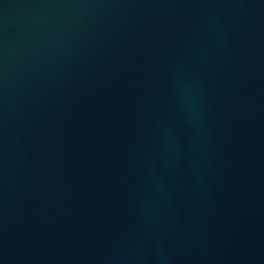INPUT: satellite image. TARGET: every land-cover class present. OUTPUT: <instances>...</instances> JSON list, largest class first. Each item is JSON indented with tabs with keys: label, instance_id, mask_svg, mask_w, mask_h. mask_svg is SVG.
Listing matches in <instances>:
<instances>
[{
	"label": "water",
	"instance_id": "water-1",
	"mask_svg": "<svg viewBox=\"0 0 264 264\" xmlns=\"http://www.w3.org/2000/svg\"><path fill=\"white\" fill-rule=\"evenodd\" d=\"M0 264H264V0H0Z\"/></svg>",
	"mask_w": 264,
	"mask_h": 264
}]
</instances>
